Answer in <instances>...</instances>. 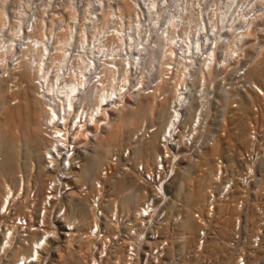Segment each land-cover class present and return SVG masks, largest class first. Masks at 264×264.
I'll return each instance as SVG.
<instances>
[{
	"label": "bare ground",
	"instance_id": "1",
	"mask_svg": "<svg viewBox=\"0 0 264 264\" xmlns=\"http://www.w3.org/2000/svg\"><path fill=\"white\" fill-rule=\"evenodd\" d=\"M232 6L233 3L230 6H228V8L230 7L229 9L231 10ZM157 12L159 11L157 10ZM39 19L41 20V18ZM105 19L107 20L108 18H105L104 16V20ZM221 19L223 20L224 18ZM255 19L257 20V18ZM255 19H253V21L250 20L251 26L255 24L256 21ZM218 20H220V18L217 19V21ZM225 20L226 19H224V22L227 23V20L226 21ZM174 23L175 21H173L172 24L174 27H169L167 26V24H165L168 27L165 28L166 31L168 32V33L166 32L167 34L163 33L164 31L161 32L160 31L161 29H158L159 32H161V34L167 35L166 37L168 38V41L164 38L163 35H160L162 36L160 37L161 38L160 43L161 42L163 43L164 40L167 41L166 44L169 46L168 49L169 59L173 58V55L176 52L174 51V48L176 49V46L173 44V41L176 37L174 33L177 32L176 26L178 25ZM219 23L220 21L218 23H213L210 28H208V26L205 25L204 38L200 36V39L198 38L199 41H197L198 42L197 45H195L196 41L193 43L192 42L190 43L188 41L187 44L184 43L185 41H183L179 45V47L182 50L185 49L183 51L184 58H186L187 60L185 64H183V62H180L178 64V70L176 69V72L181 71V73L186 74V70L188 68H189L188 70L190 71L193 60L199 58L197 55L200 52L201 53L204 52V55L206 54L205 60H203L204 61L203 67L204 68L208 67L207 68L208 72L212 70L211 67L212 65H215L214 67L215 70L219 64L220 65L222 64L223 61L221 60L219 61V57H217L218 54L217 52L220 47L219 35H224L221 33V29H220L221 26ZM229 23H231V21H229ZM42 26L43 25L41 21H37L36 25H33L31 31H26V30L22 32L15 31L16 33L13 32V36L12 38H10L11 41L12 42L14 41L15 43L18 41L17 39L23 38V41L25 42L24 45H27L26 47L28 49V52H31L32 54L36 52L35 48L38 45L37 47L38 53L37 55H35L36 59L34 61L31 60L27 62L25 59V55H26L25 53L27 52L24 51L25 49L23 50L22 59L19 58L20 62L11 70V78L9 76L10 80H7V82L10 81L13 83H15L14 81H16L17 83L16 87L18 85L24 87V90H22L23 92L22 93L13 92L10 94L11 99L7 100V96H6L7 89L5 91V88L7 87L6 80L0 79V94L4 98L5 104L8 103L7 101L11 103L12 101L17 99L20 100L18 102L20 104L17 107L4 108L5 111L3 114V119L0 123V157H1L0 212L6 207H7L6 213L8 211H11V207L15 206L16 200L17 201L21 200L22 204H24L23 202L27 203L29 198H31L29 195H27V191H29V188H31L30 184L32 181L34 182L35 186H37V183H40L42 185V187L40 186L41 190L39 191L38 195L37 196L35 195L33 197L34 198L33 201L32 199H31L32 202L28 201L29 202L27 204L28 206L24 207V205L22 206V204L19 206V209L23 210L21 211L22 216L19 217H23V218L27 217L29 220V221L27 220V228L23 229L22 227L17 226L16 225L17 220L13 222L12 220H9L13 223V225L10 228V231L12 233H11L10 241L7 242L5 246V250L3 251L2 254L3 258L2 255L0 254V261L4 260L3 262L4 264H20L21 262L22 264H62V263L64 264V262L62 261L66 258H70L65 256L73 253L75 256L73 259L74 262L72 264H131L133 258L129 257L130 253H128L129 252L128 248L130 247L131 250L133 249L135 251L134 252L135 256H137V250L139 251L141 245L136 241V239L133 238V235L130 230L128 231L127 234L128 236L127 240L125 239L120 244L119 247H117L116 249H111L110 251H104V248L107 247L108 244L107 239L101 240L99 238L104 232H106L109 235L111 231L112 232L116 231L115 226H113L112 224L113 217H117L119 220L120 218L130 216L131 217L129 220L130 222H133L135 220L138 221L140 220V224L138 225H141L142 223L146 225L149 221L153 222V219H158L160 216L164 214V210H163L162 214L159 213L158 215H154L155 208L158 209L160 208V202H158L157 204L154 202L153 209L151 210L149 208L146 209L143 206V203L146 201V199L148 200L147 203L151 201L150 191L151 189H153V187L148 182H146L147 180L146 176L149 175V173L145 169H150V167L153 164L156 165L159 154L160 157H162L163 154L168 155L167 157L170 159V161H172L173 159H178L177 163L173 164L174 166L172 167V173L174 176L167 181L168 179L167 175L170 174L167 173V175H165L159 181L160 183L161 182L164 183L163 187L167 191L165 198L171 197L165 209L166 213L164 215V218L165 217L166 218L163 219L164 223H162V227H164L163 232L165 233V235L167 234L164 240V242L167 243L166 245L167 248L166 247L164 248L165 253L166 254L169 253L168 255L173 258L178 254L182 255L183 257L179 261V264H197V259H199L198 257L202 256L203 253V249L199 251L200 248L206 249L205 253L212 250L216 252L219 249L222 250V248H225L221 245V243L223 237L227 236L228 238L230 232L236 227L234 220L235 214L232 212V211H236V208H234L233 206L231 207V205H233L232 202H230V204L224 203L225 201L221 200L222 194L213 197L214 200L212 204L214 205L217 204L216 209L212 205V211L214 212L215 217L212 216L211 210H209L210 213L209 218L206 217V211L204 213V208L209 197L208 194L209 190L215 187L216 189H219V187L217 186H219V183H222V177H219V173L221 172L219 168V164L217 162L215 166L213 162L214 160L212 161L211 157L218 156L217 154L215 155V153L217 152L219 146L218 144L219 140L224 135L223 130L225 131V125L227 124L225 122L226 120H223L222 122V126H223L222 132H220L214 139L212 138L213 142L212 144H210L211 146L207 147L205 152L202 153L203 156H201V159L199 160L200 161L199 166L201 169L199 168L200 170L199 173H197V176L195 177L193 176L194 178L192 177L191 179L189 170H184L185 172L182 171L183 176L182 178H180L182 180L181 184L182 187L184 186L187 187L185 201L186 203L187 202L189 203V205H186V207H188V209L189 208L191 209L190 211L191 215L190 213H186V216H184L185 218L184 220H183L184 214L182 213L180 215L176 214V216H173L174 214L173 207H175V205L177 204L176 202V200L178 199L177 196L180 195V191L182 188L180 186V188H178V191L176 190L177 191L176 194L172 192V187L175 182L174 179H176L177 181L176 176L179 175L180 169L184 168L182 166L178 171V167L182 165V159L184 157L181 154V152L184 153L185 150H187V142L185 143V141L187 140L190 141L192 138L196 140L195 137L198 138V136L200 135L199 133H202L201 127L203 126L202 124L205 119L204 102L207 99L206 87H205L206 82L204 85L200 84L199 89L194 93L196 98L195 102L198 103L197 101L198 99L196 96H198L199 93H201L200 90L204 87L203 88L204 93L203 95L201 94V97L199 98V100L201 99L203 101L202 103L204 105L202 103H199L200 104L199 107L195 109V104H194L195 98L189 96V94L193 92L192 87L194 85L192 84L196 83V79L193 80L192 84H190L192 85V87H190L191 90L186 91V89L184 88V86L187 87V85H185L186 83L185 80H183L184 82L179 81L181 80L183 74H180L181 76L180 75L175 76L174 75L175 73L174 74L172 73L175 76V77L173 76L174 78L173 81L177 79V76L180 77V79L177 80L178 83L176 82V84H174L175 88L173 87V95L171 97L172 99L171 101L166 100L168 101L167 104H165L162 107H159V109H156L155 108L156 104L149 105L142 103L140 102V100H138L137 97L138 95L148 96V94H151L153 92L150 91L151 93L146 94L148 91L145 88L146 85H144V81H142L141 83L138 82L136 85H134L133 83H131V80L126 77L127 68L130 71H133L134 69L132 67L133 64H135L134 63L135 58H131L132 57L131 55L133 53L139 56L137 68L140 67L141 74L144 75L146 73V70L150 68V66H153L156 60L160 58V57H156V53H157L156 51L153 50L152 52L151 51L149 52L148 47L146 46V44L143 43L140 44V48L139 46L135 48L134 46L136 45L132 44V47L130 49H133L132 50L133 53L132 52H131L132 54L127 53V55L130 56V59H128L127 64L124 62L125 64L123 63L122 65L121 63H118L117 60L114 58L111 62H108L107 65L104 64V69L102 71H99V68L97 67L100 64H97L99 62L98 60L99 57L97 56L104 53V49L102 50L103 46H99L97 53L93 52L92 62L87 61L88 64L85 66H83V64H79L80 66L78 67V69L73 70L74 71L73 72L72 71L73 68L69 69L65 67L68 66V64L65 65L66 63L65 59L67 57L66 55L67 53H65L66 52L65 48L66 45L68 44V41H71L72 37L65 39L66 37L64 38V36L62 35V38H60L58 40L59 42L56 43L57 47L55 48L56 51L55 53L57 56H55V53L53 54L52 50H50L48 46L45 45L44 47L39 46L44 41V38L38 37L36 29L39 30V28H41ZM235 26H239V25L236 24ZM3 27L4 24L2 23L0 25V28L3 29ZM164 27L165 26L163 24L162 28ZM228 27L229 26L227 24V28ZM233 27L230 29H234ZM2 29L0 30L2 31ZM214 29L216 30L218 37L216 41H214L215 48L213 49L214 42L212 43L210 39L213 36L212 34L215 33ZM230 29L225 30L228 35L229 33L231 34ZM225 31H223L222 29V32ZM169 32H171L173 35L170 34ZM232 32H235L234 35H236L235 37L236 42L235 41L233 42L236 43V46L237 45L241 46L242 49L243 44H245L244 42L250 38V34L248 33L244 34L243 32V37L239 38L241 33L237 34L236 31H232ZM158 33L156 32L155 36H157ZM19 34L22 35L20 36ZM168 34L169 36L172 35L173 37H168ZM27 35L28 38L32 39V42L27 41L26 39ZM132 39L134 41L135 38L133 37ZM132 39L129 38V40H127L128 41L127 43H131L129 41H132ZM145 41L144 43H146ZM157 41H159V38L156 39V43ZM81 43L85 44L86 42L83 40ZM13 46H15L14 49H12ZM17 46H18L17 43L16 44L13 43V45L9 46L8 49L6 48V51H3L2 48V50H0V54H1L0 57L4 58V57H9L8 55H13L14 51L18 50ZM261 48L263 49L264 46ZM135 51L137 52V54ZM78 53H79V57H82L80 56L81 53L80 52ZM146 53H148L147 54L148 58L144 57L145 56L144 54ZM163 53L165 52H162V54ZM162 54H160L161 58H162ZM261 54L262 55L264 54V49L261 50V52L258 54L257 57L258 59ZM201 58L204 59V57ZM224 61H227V59L225 58ZM254 61H256V59ZM147 62L150 63L149 66L145 64ZM207 63H209V65H207ZM235 64L234 63L232 64V60H231V63L228 65L235 66ZM18 65L20 66L17 68ZM180 65L182 66L181 69H179ZM223 66L224 65L222 64V67ZM242 66L243 65H241V69L235 71L236 73L234 72L235 74L231 76L229 82L230 80L235 79L238 76L240 79H243L245 76L246 78L251 79V77H253L259 80L257 82L255 81L253 82L254 87L250 90L252 92V97H253L252 98L248 96L249 107H250L251 104L254 103V101L257 102L260 99L262 100L264 99V81H263L264 60L261 61L260 63H255L254 66L252 64L253 68L248 70V72H246L245 70L243 72ZM1 67L0 70L2 69ZM75 67L77 68V66ZM237 67H239L238 64L236 68ZM53 68L55 70H53ZM204 68H203V72L205 71ZM169 69L166 68L165 73H167ZM109 73L111 75H108ZM117 73L119 75L118 76L119 83L117 84L116 82L117 85H115L113 78ZM191 74L192 76H194L195 72L194 73L191 72ZM109 76H111V79L109 78ZM194 77H196V75ZM162 78H163V82H166L165 76H163ZM25 83H27V85H24ZM228 83L226 84L225 82H222L221 84L223 86L227 85L228 87L229 86ZM243 84L244 81H242L240 85ZM160 89L161 88L157 87L156 92L158 93L159 91L160 93L161 91ZM157 93L156 95L158 96ZM156 95L154 96L152 95L154 100L158 99ZM131 96L134 97L136 103H134L135 104L134 106L133 105L127 106V110L128 107L129 110L126 112V110L124 109L122 110V108H124L126 105L129 104L128 101H129V97ZM162 101L163 102L165 101L164 98ZM239 112L236 113L237 115L234 114L235 120L233 119V121L237 125V126L235 125L236 126L235 130H238V133L234 131L232 135L234 137L230 135V138H234L233 141L241 140V136H242L241 134H243V130L245 128L246 113H244L243 111L240 114ZM153 114L154 115L156 114L157 116L156 120L160 121V124H158V126L156 124L157 129H154L155 125L152 126L151 124L150 126H148L147 124L145 127H143L144 125L143 126L141 125L138 130V126L139 124H141V122L143 124V121L145 120L144 118ZM197 121L199 122L198 124L199 127L197 128V130H194L193 128L194 125H197L196 123ZM263 122H264V117H263ZM253 124L255 125L256 123H252V126ZM142 127L143 129L144 128L146 129L142 131ZM251 128L252 127H250V129ZM99 129L101 130V134H103V136L100 135L101 138H97L94 145H92L95 147V149L93 150L95 151L93 158L91 160L87 159L88 161H86L85 159H83L82 156L79 155L78 157H76V162L78 161L77 164L78 167H76L75 163L73 164L72 162V158L78 155L76 153L77 150H80L79 146L81 144L84 145V143L87 142L86 138L90 139V137H96L97 134L99 133ZM125 130H131V132L133 131V133L135 132L136 137L137 135H140L143 138H145V136L150 138V140H148L147 143L145 142L142 143L141 146H137L136 150L134 151V153L141 155L143 159L144 157L145 158L150 157L148 159H151L152 163L150 162L148 164L147 163L144 164L145 171L144 170L143 171L145 172L146 176L144 175V177L142 178L139 173V167L141 165L140 162L131 165L129 164V168H128L127 167L128 164L127 163L123 164L122 159L120 160V162L118 161V159H114L113 162L111 160L110 164L105 167L103 172L105 173L104 176L101 177V179L92 182L91 186L86 188L85 187L86 185H84L83 182L86 180V178L88 179L89 177H91L93 173H95L97 168H99V166H101V164H103V162L106 161L105 158L107 154H109L111 146L117 142V140L121 137V135ZM251 130H253V128ZM72 131L73 133L70 136V133ZM41 133H42V137H41ZM249 134L251 135V133ZM250 139L251 136H249V140ZM72 140L74 142H72ZM208 141H210L209 138ZM200 142L196 140L197 145ZM190 144L191 146L193 145V143L191 142ZM24 146H26L28 151L26 158L28 160L35 159L37 162V164H35L34 169L33 168L27 169L28 173L26 167L25 168L23 167L25 161L23 162L20 161L21 150L24 149ZM194 148L192 147L191 150L194 151ZM70 154H71L70 159L67 160V157ZM126 154L124 155H126L127 157L129 153L127 152ZM48 155L51 156L50 159L52 162L50 161L48 164H46V159L48 158ZM220 159L223 158L220 157L218 160ZM58 160H60L61 163ZM240 160L241 159H239L238 161ZM66 161H68L70 167L69 171L67 172L65 170H61L62 166H64ZM146 162H148V160ZM230 162L232 163V166L235 165V161L233 162V160H231ZM50 163L52 164V170L47 168V165H51ZM119 167L120 169L122 168L121 171H123V175L121 176L122 179L120 178L121 180L119 179L118 182L111 180L113 182L112 183L113 185H110L112 187L111 189L116 194L113 193V191L111 190L112 193L110 192V194H112V196L115 198L114 199L113 197L108 198V195L105 194L106 192H108V190L110 191V189L108 188H107L108 190L106 191V185H107L106 181L107 178L110 177L111 175L110 173H109L110 175H108V172H110L109 170L119 169ZM21 169L26 170V175H25V171H22L23 172L22 176L19 175V172H21L19 170ZM177 171L178 174L176 175ZM33 173L34 175H32ZM131 176H133V178L135 179L134 181L129 178ZM150 178L153 179L152 176H150ZM87 181L88 180H86V182ZM51 182H53V192L52 195H48V189L49 186L51 185ZM154 183L156 182L154 181ZM65 189H67V191H64ZM80 192H82V194ZM48 198L50 199L49 202H48ZM103 198H106L108 203L107 201L104 202ZM163 198L164 197L160 198L161 201L163 200ZM96 200H98L99 202L98 204L99 209L93 211L91 209H93V203ZM232 201L234 202L235 200ZM193 208H197L196 209L197 211L196 212L193 211L195 210ZM72 211L74 212V214L72 213L73 216L76 215L75 217H71L72 215L70 216V212ZM198 211H202L204 213L206 217V221L205 218H203V220H201L200 223H197V221L194 220V216ZM120 213H123L124 216L121 217ZM52 214L54 215L51 224L50 221ZM142 214L146 215L144 219L141 217ZM12 215H13L12 212H10L8 218L10 219ZM223 215L228 216V218L224 220L225 222L220 219ZM171 222H173L175 225L178 226V228L176 227L175 233L177 234H175V239H174L175 241L170 237H168L169 232L167 233L168 228L170 227L169 223ZM160 226L161 225H158V227ZM158 230H159L158 228L155 229L156 232H158ZM1 233L3 234L2 236H0V243H1L0 247L3 246V241L6 240V236H7V232H5L4 229L1 231ZM142 233L143 232L140 233L139 231L140 235ZM202 234L206 236L203 245L200 244L201 243L200 236ZM12 243H13V248L12 250H9V248H11ZM134 243L136 244V247L133 245ZM163 244L164 243H162L161 245L163 246ZM175 244L178 245L180 251L182 250L181 252L179 250H175L176 247ZM227 245H228V241H227ZM227 245L225 248L227 250L224 249L223 251H221L220 257H224L225 255H227L228 257L231 255V252L229 253ZM188 246L190 249H188V253H186L184 251L186 250L184 249V247H188ZM109 248L112 247L109 246ZM263 249L264 248L262 247V249L260 250L262 251ZM261 251L256 255V258L261 253ZM5 255H7L8 258H5L6 257ZM191 255H193V258L195 259L193 261L192 260L188 261ZM220 257H218L219 261L221 260ZM254 259L255 257L253 258V260ZM66 263L69 264V262L65 261V264ZM224 264H231V263H229L228 260Z\"/></svg>",
	"mask_w": 264,
	"mask_h": 264
},
{
	"label": "rangeland",
	"instance_id": "2",
	"mask_svg": "<svg viewBox=\"0 0 264 264\" xmlns=\"http://www.w3.org/2000/svg\"><path fill=\"white\" fill-rule=\"evenodd\" d=\"M232 3H233V6H232V9L230 10L229 9L230 7L228 8V6H230ZM158 5H159V7H158ZM157 10L159 12H157ZM1 14H3V15H1ZM157 14H158V16H157ZM104 16H105V18H108V19L104 20ZM21 17H22V19H21ZM225 17H227V18H225ZM231 17H233L234 19ZM39 18H41V20ZM219 18H220V20L217 21V19H219ZM221 18L226 19L227 23L224 22V19L222 20ZM235 18H236V20H235ZM255 18H257V20ZM240 19H241V21H240ZM253 19H255L256 21H255V24L253 26H251L250 22L253 21ZM211 20H213V21H211ZM37 21H41V23L43 25L41 28H39L40 31L38 29H36L38 37L44 38V41L42 42L43 44L41 43L39 46H43V47H44V45L48 46L50 48V50H52L53 54L56 52L55 51V48L57 47L56 43L59 42L58 40L60 38H62V35L64 36V38L66 37L65 39L72 37L71 41H68V44L66 45V48H65V51H66L65 53H67L66 54L67 57L65 59V62H66L65 65L68 64V66H65V67L69 68V69L73 68L72 71L75 69H78V67L80 66L79 64H83V66H85L88 64V62H92L93 52L97 53L99 46H103L102 50L104 49V53L97 56V57H99V59H98L99 62L97 64H100L97 67V68H99V71H102L104 69V64L107 65L108 62H111L114 58L117 60L118 63H121L122 65L124 62L127 64L128 59H130V56L127 55V53H131V52L133 53V51H132L133 49H130L132 47V44L136 45V46H134L135 48L138 46L140 48V44L143 43V44H146L149 52L150 51L152 52L153 50L156 51L157 52L156 57H160V58L158 60H156V62L153 66H150V68H148L146 70V73L144 75L141 74L140 67L137 68L139 56L135 55L134 53L133 54L131 53L132 54L131 58H135V61H134L135 64H133V67H132L134 69H133V71H130L128 68L126 70V74H127L126 77L128 79H130L131 83H133L134 85H136L138 82L141 83L142 81H144V85H146L145 88L148 91V92L146 91L147 92L146 94L151 93L153 91V92H155V93L152 92V95L154 96L157 93L156 92L157 87L161 88L160 90L163 92L160 91V93H159V91H158V93H157L158 96L156 95V97H158L157 100H154V98L151 94H148V96L147 95H145V96L144 95H141V96L138 95L137 96L138 100H140V102H142V103L149 104V105H151V104L155 105L156 104L155 105L156 109H159V107H162L165 104H167L168 101H171V99H172L171 97L173 95L174 84H176L177 80L180 79V77L177 76V79H175L173 81L174 75L176 76V75L183 74V76L181 77V80H179V81L184 82L183 80H185V82L187 83V84L185 83V85H187V87L184 86L186 91L191 90L190 87H192V85H194L192 87L193 92H191L189 94V96H192L194 98H195L194 93L199 89L200 84L204 85L206 82L205 87H206V94H207L206 98L207 99L204 102V104H205V108H204L205 109V119H204L203 124H202L203 126L201 127L202 134H200L197 138V140L199 142L201 141L199 143V145H201V148H203V149L200 152L198 150L196 152H194V151L187 152V150H185L184 153L181 152V154L185 155V156L182 159V165L180 167H178V171L182 166L184 168H181L182 170L180 169L179 175L176 176L177 181H176V179H174L175 182H174L173 187H172L173 193L176 194L178 191V188H180V186L182 187V184H181L182 180L180 179L183 176L182 171L189 170L190 171L189 174L191 176V179L193 176L194 177L197 176V173H199V170L201 169L199 166L200 165L199 160L201 159V156H203L202 153L205 152L207 147L211 146L210 144H212L213 139L220 132H222L223 120H226L225 122L227 123L225 125V131L223 130L224 135L222 136L223 138L221 137L219 140V143H218L219 146H218L217 152L216 153L214 152L215 155L217 154L218 156H212L211 157V160L212 161L214 160L213 162H214L215 166H216L217 161L220 157L231 158V160H233V162L235 161V163H237V161L241 158L239 156H242V154L248 148V136H249V133L251 130L250 129L251 122L255 118V116H254L255 107L260 106V105H262V103H264V101H263L264 99L263 100L260 99L257 102L254 101V103L251 104V106L249 107V97H252V92L250 90L254 87L253 82L254 81L257 82L259 80L256 78H253V77H251V79L253 78L254 80L253 79L251 80L250 78H246L245 76L243 79H240L238 76L235 79L230 80V82H229V79H231V76L236 73L235 72L236 70L241 69V65H243L242 66L243 72H244V70L246 72H248V70L253 68L255 63H260L261 61L264 60V54L263 55L261 54L259 59L257 58L258 54L261 52V50L264 49V48L263 49L261 48L264 46V0H0V22H2L4 24L3 29L0 28V29H2V31L0 30V50H2V48H3V51H6V48L8 49V47L13 45V43L14 44L17 43V45H18L17 46L18 50L14 51L13 55H8L9 57H4V58L0 57V67L2 65V67H1L2 69L0 70V79L6 80L7 87L5 88V91L7 89V93H6L7 100L11 99L10 98L11 93H13V92L22 93L23 92L22 90H24V87H22V86L18 85L16 87V85H17L16 81H14L15 83L10 82V81L7 82V80H10V78H11V70L20 62L19 58L22 59L23 50L25 49L24 51L27 52V53H25L26 54L25 59L27 62H29L31 60L34 61L36 59L35 55H37V53H38L37 52L38 45L35 48L36 52L34 54H32L31 52H28V49L26 47L27 45H24L25 42L23 41V38L17 39L18 41L16 43L14 41L12 42L10 38H12L13 32H15V31L16 32H22L24 30L31 31L33 25H36ZM173 21H175L174 24L178 25V26H176L177 32L175 31L176 33H174V35H176V37L173 41V44L176 46V49L174 48V51H176V52L174 53L173 58L169 59V56H168L169 46L166 44V42L168 41V38L166 37L167 35L161 34V32L164 31L163 33H166L167 31L165 28H168L167 26L174 27L172 25ZM219 21H220L219 24L221 26V28H220L221 33L224 35H219L220 47H219V50L217 52L219 54V55L217 54V57H219V61L220 60L223 61L222 64L224 66L222 67V64L221 65L219 64L218 65L219 67L217 66V68H216L217 70L216 69L214 70L215 65H212L211 66L212 70L210 72H208V69H207L208 67H205V68L203 67L204 66L203 60H205L206 54L204 55V52H202V53L200 52L197 55L199 58L196 57L197 59L193 60L192 67L190 68L191 69L190 71L188 70L189 69L188 68L187 69L188 71L186 70V74L181 73V71L176 72V69L178 70V64L180 62H183V64H185V62L187 60L186 58H184V52L183 51L185 49L182 50L179 47V45L183 41H185L184 43H186V44L188 43V41L190 43L191 42L193 43L196 41L195 45H197V43H198L197 41H199L200 36L204 38V27H205V25H207L208 28H210L213 23H218ZM229 21H231V23H229ZM238 21L240 23L242 21L243 22L240 25V23ZM4 22H6V23H4ZM222 22L224 23V25ZM2 23H0V25ZM163 24L165 26L164 28H162ZM165 24H167V26ZM225 24H226V26H225ZM227 24L229 26L228 28H227ZM236 24L239 26H235ZM230 26H232V27L234 26L233 27L234 29H230V28H232ZM225 27H226V29H225ZM158 29H161L160 30L161 32H159ZM171 29H173V28H171ZM222 29H223V31L230 29L231 34L229 33V35H228L226 33V31L222 32ZM155 31L157 33L159 32L158 33L159 36L157 34L158 37L155 36L156 35ZM232 31H236L237 34L241 33L239 38L243 37V32H244V34L245 33L250 34V38L244 42L246 45L243 44V46H242L243 50L241 49V46H239V45L236 46V43H235L236 42L235 41L236 35H234L235 32H232ZM214 32H213L214 34H212L213 38L211 37V39H210V41L212 43L214 41H216V39L218 37L216 30ZM128 33H129V35H128ZM169 33L172 34L171 32H169ZM37 34H36V36H37ZM66 34H67V36H66ZM160 35H163L164 38L167 40V41H165V40L163 41V38H162L163 43L162 42L161 43L163 46L160 43V41H161L160 37H162ZM172 35L169 36V34H168V37H173ZM133 37L135 38L134 41L132 39ZM129 38H131L134 43L132 41H129L131 43H127L128 42L127 40H129ZM158 38H159V41H157V43H156V39H158ZM26 39L28 42H32V39L28 38V35L26 36ZM184 39H186V40H184ZM83 40L86 42L85 44L81 43ZM144 41L146 43H144ZM233 41H235V42H233ZM54 43L56 46L54 45ZM158 43H160V44H158ZM214 45H215V42L213 43V49L215 48ZM162 47H164V48H162ZM238 47H239V50L241 49L240 51L238 50ZM14 48H15V46H13L12 49H14ZM227 48H228V50H227ZM236 48H237V50H236ZM127 49H129V50H127ZM233 49H234V51H233ZM126 50L129 52H127ZM78 52L81 53L80 56H82L83 58L79 57ZM162 52H165V53H163L164 57H163ZM72 53H73V55H72ZM148 53L144 54L145 55L144 57H147ZM136 54H137V52H136ZM160 54H162V58H161ZM234 54H235V56H234ZM226 55H228V56H226ZM0 56H1V54H0ZM55 56H57L56 53H55ZM201 57H204V59H202ZM225 58L227 59V61H224ZM255 59L257 62L254 61ZM231 60H232V64L237 63L239 67L236 68L237 64H235V66L228 65L231 63ZM217 61H218V59H217ZM209 63H207V65H209ZM145 64L149 66L150 63L147 62ZM252 64H253V66H252ZM19 66L20 65H18L17 68ZM75 66H77V68ZM179 67H180L179 69H181L182 66L180 65ZM166 68H168V69L170 68L167 73H165ZM171 68H172V70H171ZM173 68H174V70H173ZM203 68L205 70L204 72H203ZM53 70H55V69L53 68ZM170 71H172V72H170ZM191 72L192 73L195 72L196 77H194L195 75L192 76ZM207 72L210 74H208ZM17 73H19V72H17ZM172 73L173 74L175 73V74L173 75ZM108 75H111V74L109 73ZM116 75L113 78L115 85H117L119 83L118 73ZM9 76H10V78H9ZM163 76H165L166 82H163V78H162ZM167 77H170V78H167ZM109 78L111 79V76H109ZM167 79H169V80H167ZM195 79H196V83L194 84L193 80H195ZM116 80H118V81H116ZM242 81H244V84L240 85L242 83ZM263 81H264V78H263ZM116 82H117V84H116ZM222 82H225L226 84L229 82L228 83L229 86L228 87H227V85L223 86L221 84ZM157 83H160V84H157ZM190 84H192V85H190ZM8 85H9V87H8ZM24 85H27V83H25ZM203 88L200 90L201 93H199V95H198L199 97L196 96L198 99L197 100L198 103L195 102L196 98L194 100L195 109L197 107H199V105H200L199 103L203 102L201 99L199 100V98L201 97V94L203 95V93H204ZM150 90H151V92H150ZM171 90H172V92H171ZM166 94L168 97L166 96ZM163 98L165 101L166 100H168V101H166V102L164 101L165 102L164 103L162 101ZM19 101H20L19 99L14 100L11 103L9 101H7L8 103L5 104L4 98L0 94V123L3 119V114L5 111L4 108L5 107H8V108L17 107L20 104V103H18ZM128 103L129 104L126 105L124 108H122V110L124 109L127 112L129 110V107L127 110V106H131V105L134 106L135 105L134 103H136V102H135L134 97H132V96L129 97ZM159 104H161V105H159ZM243 106H246L247 108L243 107ZM243 111H244V113H246L245 114L246 115V118H245L246 122H245V128L243 130V134H241L242 136L240 135L241 140H236V141L234 140L233 141L234 138H230V135L232 136L234 131H236V133H238V130H235L237 125H236V123H234L233 119L235 120V115H237L236 113L239 112L241 114V112H243ZM123 112H125V111H123ZM153 115H149L148 117L144 118L145 120L143 121V124H142V122H141V124H139L138 130H139V127L141 125L142 126L144 125L143 127H145L147 124H148V126H150L151 124H152V126L155 125L154 129H157L156 124L158 126V124H160V121L158 120L159 121L158 122L156 120L157 119L156 114L154 116ZM232 121H233V123H232ZM249 121H250V124H249ZM143 127H142V131L146 129V128L143 129ZM211 134H213L214 136L210 137L209 135H211ZM100 135L103 136V134H101V130L99 129V133L97 134L96 137H90L91 140L86 138V141H87V142H85L86 145H85V143H84V145L81 144L79 146L80 150H77L76 154H78V156L79 155L82 156L83 159H85L86 161L91 160L93 158V155L95 152V151H93L95 149V147L92 145H94L97 138H101ZM41 137H42V133H41ZM232 137H234V136H232ZM242 137H243V139H242ZM137 138H139V139H137ZM208 138L210 139V141H208ZM148 140H150V138H148L147 136H145V138H143L142 136L137 135V137H136L135 132L133 133V131L131 132V130H125L123 132V134L121 135V137L117 140V142L111 146L109 154H107V156L105 158L106 161L103 162V164H101V166H99V168H97V170L95 171V173H93V175L91 177H89L88 179L86 178V180H88L87 181L88 183L86 182V180L83 182V184L86 185L85 187L86 188L90 187L92 182L99 180V179H101V177L104 176V174H105V173H103L104 169L106 166H108L110 164L111 160L113 162L114 159H118V161L120 162V160L122 159L123 160L122 163L123 164L127 163L128 168H129V164L131 165L134 163L135 164L138 163V161L141 160L142 156L137 154V153H134V151L136 150L137 146H141V144L145 143V142L147 143ZM199 148H200V146H199ZM27 152H28L27 148H26V146H24V149L21 150V155H20V161L21 162L25 161L23 164L24 166L23 165L22 166L24 168L26 167V170L32 169V168L34 169L35 164H37V162L35 159L28 160L26 158ZM127 152L129 154L126 157ZM123 153L126 155H124ZM148 158H150V157H146V158L144 157V160L147 159L148 163H150L151 159H148ZM0 159H1V157H0ZM142 159H143V157H142ZM183 163H184V165H183ZM130 168H131V166H130ZM119 169H120V167H119ZM119 169L109 170L110 172H108V175L111 174L110 177L107 178V181H106L107 185L105 184L106 185V191L108 189H110V191L108 190V192L105 193L108 195V198L113 197L112 194H110V192L112 190L111 189L112 187L110 185H113L112 181L118 182L120 178L122 179L121 176L123 175V171H121L122 168L120 170ZM26 170H23V169L19 170V171H21V172H19V175H21V176L23 175L22 171H25V175H26ZM178 171H177L176 175L178 174ZM27 173H28V170H27ZM32 175H34V173ZM129 178L133 181L135 180L133 178V176H131ZM19 179H20V177H19ZM259 184L261 185V188L263 189L264 188V178H263V182L261 181V182H259ZM40 186L42 187V185L40 183H37V186H35L34 182L33 181L31 182V184H30L31 188H29V191H27V195H29L31 197V198H29L28 201H31V199L33 201V199H34L33 197L35 195L36 196L38 195L39 191L41 190ZM113 193H115V192L113 191ZM186 193H187V187L184 186L181 188L180 195L177 196V198H178L176 200L177 204L175 205V207H173V213H174L173 216H176V214L180 215L182 213V214H184L183 220L185 219L184 216H186V213H190V215H191V212H190L191 209L189 208L190 209L189 210L188 207H186V205H189V203L188 202L186 203V201H185ZM114 198L115 197H113V199ZM105 200H106V198H105ZM28 201H27V203L23 202L24 204H22L21 200L15 201V206L11 207V212L13 215L10 217V219L7 220L8 221L7 223L9 225L13 221H15L18 216H22L21 211H23V210L19 209V206L21 204H22V206L24 205V207L28 206L27 205L29 203ZM107 203H108V201H107ZM193 209H195L193 211H195V212L197 211L196 210L197 208H193ZM188 210H189V212H188ZM16 211L17 212L19 211V212L17 213ZM176 212H178V213H176ZM72 213L74 214V212L72 211V212H70V216L72 215L71 217H75L76 215L73 216ZM53 215L54 214L51 215L50 223L52 222ZM227 218H228L227 215H223L220 219L224 221ZM9 220H12V222ZM172 223L173 222L169 223L170 227L168 228L167 233L169 232L168 233L169 237L174 240L175 234H177V233H175L176 227L178 228V226L175 225L174 223L173 224ZM171 228H172V230H171ZM230 235H231V232L228 235L229 236L228 238H227V236L223 237L221 245L225 248L227 245V241L230 238ZM60 240H59V243H60ZM224 242H225V244H224ZM225 248H222V250L219 249L218 251H216L217 254L213 250L211 251V253L214 255H218ZM179 249L180 248L178 247V245H176L175 250H179ZM184 249H186L184 251L186 253H188V249H190V248L188 246V247H184ZM225 250H227V249H225ZM263 250L257 256V258H255V261L253 262V264H264V251ZM74 256L75 255L73 253H71V254L65 256V257H70V258H66L64 260L66 262H69V264L70 263L72 264L74 262V260H73ZM64 260L62 262H64V264H65ZM66 264H68V263H66Z\"/></svg>",
	"mask_w": 264,
	"mask_h": 264
},
{
	"label": "built area",
	"instance_id": "3",
	"mask_svg": "<svg viewBox=\"0 0 264 264\" xmlns=\"http://www.w3.org/2000/svg\"><path fill=\"white\" fill-rule=\"evenodd\" d=\"M254 116L256 117L251 122V127L253 128V130L250 131L251 135L249 134V136H251V139L249 140L248 136V148L247 151L242 154V157L240 158L241 160L237 161L234 166H232V163L230 162L231 158L228 157L217 161L221 170V172L219 173V177H222V183H219V186H217L219 187V189H216L215 187L209 190V197L204 208V213L206 211V217L209 218V210H211L212 216L215 217V214L212 211V205L216 209L217 204L214 205L212 204V202L214 200L213 197L218 196L219 194H222L221 200L225 201L224 203L230 204V202H232L233 205H231V207L233 206L234 208H236V211H232L235 214L234 220L236 227L232 230L233 232L231 231V235L228 239L227 245L229 253L231 252V257H227V255H225L224 257H220V254L214 255L211 253V251L205 253L206 249L200 248L199 251L203 249V257H198L199 259H197V264H224L228 260L231 264H253V262L255 261V259L253 260V258H256V255L261 251L260 249H262V247L264 248V188L262 189L261 185L259 184V182H263L264 178V103H262V105L260 106L255 107ZM196 123L197 125H194V130H197V128L199 127V122L197 121ZM252 123H256L257 125L253 124L252 126ZM73 131L70 133V136ZM209 136L213 137L214 135L211 134ZM195 139L197 140V137H195ZM196 140L192 138L190 141H185V143L187 142V152H192V147H195L194 152H196L197 150L200 152L203 149L201 148V145L198 144L200 146L199 148V146L196 144ZM72 142L74 141L72 140ZM190 142L193 143L192 146ZM70 156L71 154L67 157V160L70 159ZM167 156L168 155L163 154V156L160 157L159 154L156 165H150V169H145L149 173V175L147 176L144 172V164H148V162H146L144 159L138 161V163L140 162L141 164L139 167V173L141 177L143 178L145 175L147 179L146 182H148L153 187V189H151L150 191L151 201L147 203L148 200L146 199V201L143 203V206L144 208H149L151 210L153 209L154 202L156 204L160 202V208H155L154 215H158L159 213L162 214L163 210L164 214L158 219H153V222L149 221L146 225H144V223L138 225L140 224V220L130 222V216L120 218L119 220L117 217H113L112 224L113 226H115L116 231H111L109 235L104 232L99 238L101 240L107 239L108 244L107 247L104 248V251H110L111 249H116L117 247H119L125 239L127 240V234L130 230L133 238L136 239V241L141 245L139 251L137 250V256H135V251L133 249L131 250L130 247L128 248V253H130L129 257L133 258L131 264H179V261L183 257L182 255L178 254L173 258L168 255L169 253L166 254L164 251V248H167V243L164 242L167 234L165 235V233L163 232L164 227H162V223H164L163 219L166 218H164V215L166 213L165 209L171 197L165 198L167 191L163 187L164 183H160L159 181L165 175H167V173H170L169 175H167V181L174 176L172 173V167L174 166L173 164H176L178 161V159H173L172 161H170ZM76 157H78V155L72 158V162L73 164L75 163L76 167H78V161L76 162ZM50 158L51 156L48 155L46 164L51 161ZM58 161L60 162V160ZM47 168L52 170V164L47 165ZM69 168L70 167L68 161H66L61 170H65L67 172L69 171ZM150 176H152L153 179H151ZM154 181L156 183H154ZM64 191H67V189H65ZM52 192L53 182H51V185L49 186L48 195H52ZM80 193L82 194V192ZM161 197H164L162 201L160 199ZM49 200L50 199L48 198V202ZM232 200L235 201L233 202ZM103 201L106 202L105 198H103ZM98 204L99 202L98 200H96L93 203V209L91 210H98ZM6 208H4L0 212V236H2L3 234L1 233L3 229L5 232H7L6 240L3 241V246L0 247L1 255L5 250L7 242L10 241L12 233L10 231V228L13 225V223L9 225L6 222L9 219L8 217L11 212L8 211L6 213ZM123 213H120L121 217L124 216ZM204 213L202 211H198L194 216V220L197 221V223H200L201 220L205 218L206 221ZM145 216L146 215L142 214L141 217L144 219ZM16 220L17 226H20L23 229L27 228V217L23 218L18 216ZM4 221L6 223H4ZM158 225L161 226L158 227ZM157 228L159 229L158 232L155 231V229ZM139 231L140 233H143L140 235ZM205 238L206 236L204 234L200 236L201 245L204 244ZM162 243H164L163 246L161 245ZM133 245L136 247L135 243ZM109 246L112 248H109ZM12 248L13 243L11 244V248H9V250H12ZM5 256V258H8L7 255ZM218 257H220V261ZM194 259L195 258H193V255H191L188 261H193ZM3 262L4 260H1L0 264H4ZM20 264H22V262Z\"/></svg>",
	"mask_w": 264,
	"mask_h": 264
}]
</instances>
